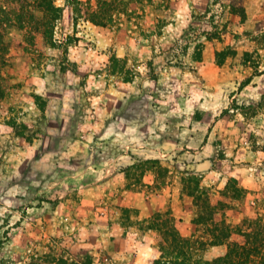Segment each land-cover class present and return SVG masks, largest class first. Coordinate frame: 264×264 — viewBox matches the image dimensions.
Instances as JSON below:
<instances>
[{
	"label": "rangeland",
	"instance_id": "1",
	"mask_svg": "<svg viewBox=\"0 0 264 264\" xmlns=\"http://www.w3.org/2000/svg\"><path fill=\"white\" fill-rule=\"evenodd\" d=\"M79 1L0 31V264H151L198 180L264 222V0Z\"/></svg>",
	"mask_w": 264,
	"mask_h": 264
},
{
	"label": "trees",
	"instance_id": "2",
	"mask_svg": "<svg viewBox=\"0 0 264 264\" xmlns=\"http://www.w3.org/2000/svg\"><path fill=\"white\" fill-rule=\"evenodd\" d=\"M3 1L0 4V31L6 29L8 25L23 27L24 23L27 22L23 20V17L26 15L30 18L33 17L35 14L34 9L43 6L46 10L45 20L48 18L49 22V28L45 32L49 38L52 37L55 19H58L61 13V7L55 3V0ZM72 1L80 3L79 0ZM103 3L105 5L103 12L106 15L108 12L107 6L112 2L104 0ZM9 6L13 8L10 12L7 10ZM80 9L82 11V8ZM2 14L5 15L3 18H1ZM10 14H15L13 17L16 16V23L9 20ZM105 15L96 20V14L94 13L90 18L99 24H106L108 18ZM31 20L28 22H31ZM33 36L28 39L31 40ZM4 49L0 46V51ZM196 179L198 180V178ZM187 180H185V185ZM233 180L235 181V179ZM199 185L198 180L188 193L193 197V201L198 207L197 216L193 219V222L203 226L199 238L191 243L190 238L183 236L176 226L169 225V219H163L158 214L156 222L149 227L156 228L161 233L159 256L151 264H264V222L261 219L246 218L244 223L232 226L226 220L225 209L228 203L220 199H212V195L207 189L196 191ZM188 186L190 187L191 184ZM227 188L230 189V184L227 185ZM232 190L235 196L243 195L245 192L243 188L236 185L233 186ZM197 244L200 247H205L208 244L224 245L226 250L212 259L202 260L195 255V249L200 248L196 246Z\"/></svg>",
	"mask_w": 264,
	"mask_h": 264
}]
</instances>
